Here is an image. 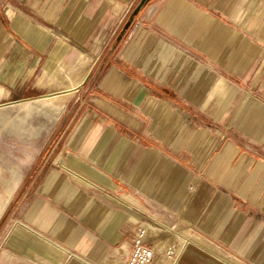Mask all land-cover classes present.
Wrapping results in <instances>:
<instances>
[{
	"label": "crops",
	"instance_id": "0c3cea01",
	"mask_svg": "<svg viewBox=\"0 0 264 264\" xmlns=\"http://www.w3.org/2000/svg\"><path fill=\"white\" fill-rule=\"evenodd\" d=\"M81 53L58 162L0 239L12 261L119 264L150 224L189 233L172 264H264V0H0V103Z\"/></svg>",
	"mask_w": 264,
	"mask_h": 264
},
{
	"label": "rangeland",
	"instance_id": "374dc122",
	"mask_svg": "<svg viewBox=\"0 0 264 264\" xmlns=\"http://www.w3.org/2000/svg\"><path fill=\"white\" fill-rule=\"evenodd\" d=\"M90 57L81 53L73 63H63L57 67L61 76L67 79V85H63L60 76L53 75L56 68L50 74L51 81L48 79L44 82L49 83V88L45 87L38 95L0 103V239L12 238L14 230L20 231L11 210L18 203L20 194L48 166L58 162V143L66 126L69 99L79 85L75 84V80L82 79L85 74V79L87 78L92 64ZM263 67L264 53L257 58L246 78L254 77ZM166 242V246L161 243L156 245L155 242L152 244L154 249H159L160 260L173 248L171 240ZM128 246L121 243L114 249L113 260L123 264ZM2 248L0 246V264H19L13 262L12 257L8 255L9 251Z\"/></svg>",
	"mask_w": 264,
	"mask_h": 264
},
{
	"label": "bare ground",
	"instance_id": "6f19581e",
	"mask_svg": "<svg viewBox=\"0 0 264 264\" xmlns=\"http://www.w3.org/2000/svg\"><path fill=\"white\" fill-rule=\"evenodd\" d=\"M81 55V54H80ZM78 58V57H77ZM94 59V58H93ZM71 64V63H70ZM61 67V66H60ZM52 74V73H51ZM53 75L54 76H60L61 77V81L63 82V85H67V79L64 78L63 76H61L60 74V69L57 68L54 72H53ZM84 77L81 79V78H78L75 80V84H80L82 82L83 79H85L86 77V74L83 75ZM61 92V91H60ZM72 94V93H71ZM145 227H142L144 229V232L146 233V230H147V235L148 237H154V242L155 244L157 245V243H161L162 245L166 246L168 245L166 240H173V239H176L177 242H178V247L177 248H171L170 249V252L167 253V256H164L163 258V262L165 263H168V264H172L173 262V258L170 257L171 254H173V252H176L178 253L179 249H180V239L178 238V234H183L187 237H189V233H187L183 228L181 227H176V228H166V229H161V228H158V227H154L150 224H144ZM146 235V236H147ZM182 235V237H183ZM157 236V237H156ZM192 236V235H191ZM147 237V238H148ZM156 237V238H155ZM159 238L160 241H159ZM198 239V238H196ZM160 246V245H159ZM169 256V257H168ZM155 261L158 262V259L155 258ZM152 264V263H151Z\"/></svg>",
	"mask_w": 264,
	"mask_h": 264
},
{
	"label": "built area",
	"instance_id": "2783aa9c",
	"mask_svg": "<svg viewBox=\"0 0 264 264\" xmlns=\"http://www.w3.org/2000/svg\"><path fill=\"white\" fill-rule=\"evenodd\" d=\"M145 237L144 229L138 226L134 231L133 242L128 244L123 264H151L153 262L155 249Z\"/></svg>",
	"mask_w": 264,
	"mask_h": 264
}]
</instances>
